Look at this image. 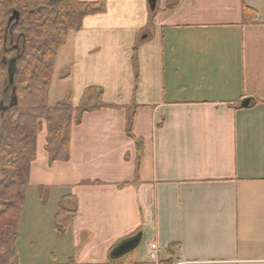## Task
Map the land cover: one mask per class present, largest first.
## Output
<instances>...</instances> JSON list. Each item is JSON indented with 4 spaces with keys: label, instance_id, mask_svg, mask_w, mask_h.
I'll list each match as a JSON object with an SVG mask.
<instances>
[{
    "label": "crops",
    "instance_id": "crops-1",
    "mask_svg": "<svg viewBox=\"0 0 264 264\" xmlns=\"http://www.w3.org/2000/svg\"><path fill=\"white\" fill-rule=\"evenodd\" d=\"M104 1L59 48L48 104L94 88L119 108L71 126L66 163H49L43 126L25 202L47 225L63 199L76 215L52 260L18 264H264V0Z\"/></svg>",
    "mask_w": 264,
    "mask_h": 264
},
{
    "label": "trees",
    "instance_id": "trees-1",
    "mask_svg": "<svg viewBox=\"0 0 264 264\" xmlns=\"http://www.w3.org/2000/svg\"><path fill=\"white\" fill-rule=\"evenodd\" d=\"M179 2L169 0L166 9L171 10ZM106 10L104 0H57L56 4L50 0H0V264H18L16 241L29 189V170L35 161L37 135L43 126L44 151L49 163H66L71 126L79 124L86 112L119 108L103 104L101 91L90 107L74 108L68 103L50 107L48 104L57 53L68 33L79 31L85 17L103 14ZM14 12L19 14V21L9 25ZM252 15L255 12L243 6V23ZM12 59H15V72L13 84L9 85L7 68ZM94 90L85 92L84 101ZM130 122L131 118L128 128ZM137 151L140 156L141 144ZM36 190L45 205L48 188ZM75 215V207H68L61 200L54 216V229L59 238L71 227Z\"/></svg>",
    "mask_w": 264,
    "mask_h": 264
},
{
    "label": "rangeland",
    "instance_id": "rangeland-1",
    "mask_svg": "<svg viewBox=\"0 0 264 264\" xmlns=\"http://www.w3.org/2000/svg\"><path fill=\"white\" fill-rule=\"evenodd\" d=\"M56 74L58 75V70L55 72L54 77L56 76ZM56 83L57 80L55 77V84ZM96 97H97L96 91H92L91 93H89L87 99L84 102L85 105L83 106L90 107L92 104H90L89 102L92 101L91 103H95ZM31 196H33V194L28 193L27 202L24 203V207L26 204V209L28 210L27 211L28 214L27 212H25L23 216V212H22V217L20 221V229L18 235L19 242H17L16 244L18 256L20 257V261L22 263H25L30 259L31 257L30 253L33 252L36 254V256L34 257L37 258L38 262H47V260H52L50 259L51 255L48 253L51 247H52L51 251L55 250L58 251L59 253L60 246L56 245V238H55L57 233L54 229V224L47 225L45 221H39L40 218L39 216H36L35 219L33 218L29 210V205H32V201L34 200V199L31 200ZM64 204L69 205V200H64Z\"/></svg>",
    "mask_w": 264,
    "mask_h": 264
},
{
    "label": "water",
    "instance_id": "water-1",
    "mask_svg": "<svg viewBox=\"0 0 264 264\" xmlns=\"http://www.w3.org/2000/svg\"><path fill=\"white\" fill-rule=\"evenodd\" d=\"M158 0H148V7L149 10L151 12L155 11L156 9V4H157ZM51 4H56L57 0H50ZM19 21V14L17 12H14L13 15L9 18L8 20V24H12L13 22L17 23ZM7 72H8V82L9 85L13 84V78H14V72H15V59H12L9 64H8V68H7ZM12 93H15V89H12ZM13 104H15L16 99L13 98ZM250 105V100L246 99L241 103V107L243 108H247ZM12 106V105H11ZM141 241V235L138 234L135 237L125 240L123 242H121L119 245H117L110 254V258L112 260H116L121 258L122 256L132 252L133 250H135L139 243Z\"/></svg>",
    "mask_w": 264,
    "mask_h": 264
}]
</instances>
